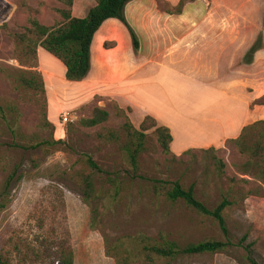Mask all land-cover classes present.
Wrapping results in <instances>:
<instances>
[{
	"label": "rangeland",
	"instance_id": "obj_1",
	"mask_svg": "<svg viewBox=\"0 0 264 264\" xmlns=\"http://www.w3.org/2000/svg\"><path fill=\"white\" fill-rule=\"evenodd\" d=\"M155 1L159 9L167 10L160 0ZM241 2L230 0L232 10L227 14L210 10L211 0H183L182 5H192L184 14V20H221L225 16L232 21L253 22L255 13L236 10ZM95 4L96 0H87L84 5L73 3L71 11L76 13L81 8V13H87ZM59 8L64 5L57 0H0V105L3 108L0 112V201L7 176L13 169L20 175L4 193L9 203L0 209V252L6 251L4 254L10 257L12 264H57L58 244L65 241L72 249L73 264H117L106 255L103 237L110 245L118 238L144 233L157 239L160 236L171 239L180 247L205 239L229 240L231 245L213 254L180 253L174 259L155 258L153 262L132 264H251L248 257L264 264V165L250 164V157L241 153L233 142L227 139L216 151L193 149L189 154H164L154 135L153 124L158 123L152 116L155 123L145 119L149 115L138 120L136 115H130L129 107L121 106L110 94L94 95L88 91L85 95L81 86L64 79L65 71L62 74L59 68L60 65L65 69L64 65L46 51L38 58L37 49L36 57L45 93H35L16 83L17 70L27 66L19 61L11 34L22 33L31 17L46 26L53 25L61 20L56 11ZM159 21L156 17L157 24ZM191 29L203 32L202 35L221 30L184 27L180 34ZM231 30L235 33L238 29ZM246 31L247 43L251 32L249 28ZM260 31L262 48L256 62L246 64L242 53L243 47L252 44L232 42L225 76L246 82L255 78V72L262 73L257 77L262 95L256 102L264 104L262 26L254 37ZM154 41L140 44L139 51L145 50L158 58L162 44ZM114 44L115 41L110 40L106 46ZM178 47L187 49L189 46L179 44ZM194 47L197 49L193 53L200 57L202 70L201 57L209 51L205 43ZM159 79L155 78L157 85L152 90L156 98H152V102L161 99L157 94L162 93V79ZM246 86L252 89L249 84ZM175 89L178 93L193 91L186 83ZM197 91L207 90L199 86ZM94 107L105 109L107 120L94 127L82 126L80 120L91 116ZM64 113L69 120L62 125ZM126 119L146 135L143 150L137 157L136 171L121 150L126 137ZM249 133L250 141L258 138L257 131ZM109 134L117 135L119 141L106 139ZM50 137L58 142L49 144ZM86 156L99 165L100 173L87 166ZM215 158L221 160L222 166ZM87 175L92 189H88L83 180ZM107 176L117 177L122 182L118 197ZM176 181L183 188L192 186L195 197L210 209L222 198L231 201L223 212L227 236L212 217L195 211L181 199L166 198V191ZM243 237L245 240L238 244ZM9 238L11 243H7Z\"/></svg>",
	"mask_w": 264,
	"mask_h": 264
},
{
	"label": "crops",
	"instance_id": "obj_2",
	"mask_svg": "<svg viewBox=\"0 0 264 264\" xmlns=\"http://www.w3.org/2000/svg\"><path fill=\"white\" fill-rule=\"evenodd\" d=\"M160 1L167 10L159 9L155 0H133L125 9L129 22L138 33L140 44L153 43L154 40L162 44V53L158 58L145 50L134 52L125 26L115 18H108L92 39L90 72L81 81L68 82L81 86L85 95L88 91L94 95L110 94L121 106L129 107L130 115H136L138 120L146 115L152 116L158 125L169 128L172 136L170 149L175 154L188 149L220 148L227 139L238 137L244 126L264 118V104L256 102L262 95L259 93L261 82L257 78L262 73L255 72V78L246 82L225 76L232 42L246 43V30L249 28L251 36L246 44L251 45L262 26L264 0H241L238 4L237 11L255 13L253 22L232 21L225 16L221 20L191 19L188 22L184 20V14L192 5H182L178 14L169 12L168 8L177 6L180 0ZM86 2L74 0L73 3L84 5ZM80 10L73 11L72 15L84 17L86 13ZM210 10L229 14L232 6L230 0H211ZM156 17L160 18L158 24ZM184 27L221 30L202 35L203 32L191 29L180 34ZM232 28L238 30L234 33ZM110 40L115 44L108 47L106 45ZM198 43H205L209 51L201 57L202 70L200 57L193 53ZM167 44L173 46H165ZM179 44H188L189 47L179 48ZM248 48L243 47V55ZM260 50L253 54L250 62L245 63L253 65ZM42 54L45 50L38 47V58ZM222 57L225 59L222 60ZM59 68L63 74L65 69L60 65ZM157 76L159 81L162 79V93H157L161 99L152 102V98H156L152 89L157 85ZM183 83L190 85L193 91L178 93L175 87ZM199 86L207 91H197Z\"/></svg>",
	"mask_w": 264,
	"mask_h": 264
},
{
	"label": "trees",
	"instance_id": "obj_3",
	"mask_svg": "<svg viewBox=\"0 0 264 264\" xmlns=\"http://www.w3.org/2000/svg\"><path fill=\"white\" fill-rule=\"evenodd\" d=\"M64 5V8L56 9L61 20L56 21L51 26L42 24L37 18L31 17L28 20V25L22 33H12L14 40L15 53L19 61L24 62L26 69L17 70L15 76L16 83L38 94L45 93V84L42 74L37 70V49L41 47L43 50L57 58L65 67V79L67 81H81L90 72L91 68V43L95 32L100 25L108 18H115L120 21L127 29L132 49L134 52L140 49V38L135 28L129 22L126 16V6L133 0H96V4L91 6L84 17H76L72 15V5L74 0H57ZM183 0H180L178 5L168 8L171 13H181ZM264 29V16L262 21ZM262 48V31L256 36L252 45L245 53L246 62H250L253 54ZM1 70V69H0ZM4 72L5 70L2 69ZM3 108L0 105V112ZM108 118V112L105 109L94 107L91 116L82 118L80 124L84 127H94L105 122ZM145 119H154L146 116ZM155 123V122H154ZM144 121L140 128L144 129ZM154 135L156 141L160 145L164 154L172 153L170 143L172 136L170 130L166 126L153 124ZM257 129V130H255ZM125 139L121 145V150L133 170L137 169V157L143 150V140L146 135L141 130L136 129L129 119L124 123ZM257 131L258 138L250 141L247 137L249 132ZM249 133V134H248ZM106 139L119 141V137L115 134H109ZM49 144L54 145L55 141L50 137ZM227 142H233L241 153L247 154L250 157L249 163L258 167L264 165V120L255 121L244 126L238 137L228 139ZM203 152L216 151L214 147L200 149ZM193 149H188L183 154H189ZM259 157V158H258ZM216 163L221 160L215 158ZM85 163L87 166L98 173L101 172L99 165L90 157L86 156ZM20 178L16 175V169L7 176L4 181L3 192L7 191L12 180ZM108 183L112 186L114 195L118 197L121 192L122 182L117 177H106ZM86 182L88 189H92L90 177L85 176L83 179ZM172 186L166 191V198L170 201L183 200L186 205L195 211L212 217L222 229V232L227 236V228L223 212L227 206L231 205V201L227 198L222 200L212 209L206 207L199 201L193 192V187L183 188L177 181L171 184ZM2 194L0 201V209H4L9 203L7 195ZM86 203V201H84ZM96 210V209H94ZM90 221V226L93 224ZM246 237H243L238 244H241ZM105 244L106 255L114 258L117 264H132L138 261L153 262L155 258L174 259L178 254H202V253H217L223 252L227 246L231 245L229 240L221 241L217 239H205L198 242L187 243L184 247H180L171 239H162L150 237L144 233H137L132 236L122 237L115 240L113 244H108L106 237H103ZM7 243H11L9 238ZM249 245L245 246L248 247ZM16 249H19L17 247ZM32 250L31 252H33ZM6 252V251H5ZM0 252V264H12L10 257ZM17 253V252H16ZM57 264H73V252L71 247L66 242L58 244L56 252ZM251 264H258L251 257H248Z\"/></svg>",
	"mask_w": 264,
	"mask_h": 264
},
{
	"label": "built area",
	"instance_id": "obj_4",
	"mask_svg": "<svg viewBox=\"0 0 264 264\" xmlns=\"http://www.w3.org/2000/svg\"><path fill=\"white\" fill-rule=\"evenodd\" d=\"M69 120V116H68V114H66V113H64L63 115H62V125H64V124H66V122Z\"/></svg>",
	"mask_w": 264,
	"mask_h": 264
}]
</instances>
